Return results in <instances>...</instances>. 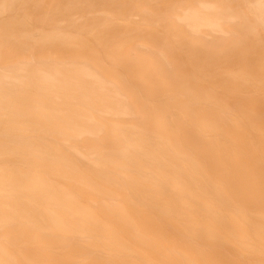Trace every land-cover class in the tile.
<instances>
[{"label":"bare ground","instance_id":"1","mask_svg":"<svg viewBox=\"0 0 264 264\" xmlns=\"http://www.w3.org/2000/svg\"><path fill=\"white\" fill-rule=\"evenodd\" d=\"M0 264H264V0H0Z\"/></svg>","mask_w":264,"mask_h":264}]
</instances>
